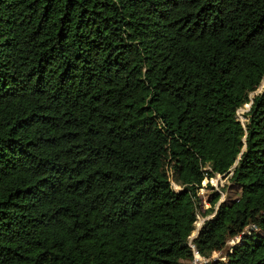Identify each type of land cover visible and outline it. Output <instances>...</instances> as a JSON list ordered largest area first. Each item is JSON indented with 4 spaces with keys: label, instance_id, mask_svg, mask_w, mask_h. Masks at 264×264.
<instances>
[{
    "label": "trees",
    "instance_id": "trees-1",
    "mask_svg": "<svg viewBox=\"0 0 264 264\" xmlns=\"http://www.w3.org/2000/svg\"><path fill=\"white\" fill-rule=\"evenodd\" d=\"M263 80L264 0H0V264H191L219 173L195 246L264 264Z\"/></svg>",
    "mask_w": 264,
    "mask_h": 264
},
{
    "label": "rangeland",
    "instance_id": "rangeland-1",
    "mask_svg": "<svg viewBox=\"0 0 264 264\" xmlns=\"http://www.w3.org/2000/svg\"><path fill=\"white\" fill-rule=\"evenodd\" d=\"M263 88H264V80H263V82L261 83V85L257 89L253 90L250 93L251 97L255 93L261 91ZM250 104H251L250 102H247V103H245L243 106H241L239 108L238 114H239V117L241 118V120L243 122H245L246 119H247L244 112L247 111L250 108ZM210 181H211L210 178L205 179V182L203 181V186L199 190V192H200V204H199V211L198 212H199V214L202 217L203 216H207V214H205L204 212L206 211L207 207L210 206V204H209V195H210V192L212 191V189L210 188V186H208L209 183L212 182L217 190H221V192L223 194L222 197L224 199L228 195L234 194L233 190L232 189L231 190L229 189L230 188L229 187L230 186V179L226 175L214 177V179L211 182ZM215 184H217V185H215ZM173 185H174L175 188H181V185L178 184L175 180H173ZM240 239H241V235H238V236H235V237L231 238L228 241V247L230 245L234 244L235 242L240 241ZM227 248H225L224 251H215V252H213V254H212L211 257H215V258H218V257L226 258V250H227ZM198 261H199L198 264L202 263L200 260H198ZM202 261H203V259H202ZM191 264H194V261L193 260L191 261Z\"/></svg>",
    "mask_w": 264,
    "mask_h": 264
},
{
    "label": "built area",
    "instance_id": "built-area-1",
    "mask_svg": "<svg viewBox=\"0 0 264 264\" xmlns=\"http://www.w3.org/2000/svg\"><path fill=\"white\" fill-rule=\"evenodd\" d=\"M250 102V101H249ZM247 103V102H246ZM251 103V102H250ZM251 105V104H250ZM239 111V110H238ZM223 174H217L216 176H212V177H208V176H206L204 179H203V181L205 182V179H207V178H210L211 179V181L214 179V177H218V176H222ZM203 181H202V185L199 187V190L201 189V187L203 186ZM210 181V182H211ZM212 183V182H211ZM212 185L214 186V184L212 183ZM215 185H217V184H215ZM175 188V187H174ZM181 188H182V186H181ZM181 188H175L177 191H180V189ZM214 188H215V186H214ZM216 189V188H215ZM220 192H221V190H219ZM199 194H200V192H199ZM223 196V194H222V192H221V197ZM220 197V200L219 201H221V200H223L224 198L222 197L221 198ZM209 204H210V201H209ZM211 214H209V215H207V216H201L200 214H199V212H197V217H196V220H195V228L193 229V232L191 233V235H190V238H189V244L191 245V247H193V249H194V259H193V261H194V264H198L199 263V261L198 260H200L202 263H200V264H204L206 261H208L209 260V258H211V257H206V256H204V255H202L200 252H199V250L196 248V246H195V243H194V241H193V239H194V237L197 235V233H198V231H199V229H200V227L202 226V224H203V222H204V220L207 218V217H209ZM215 252V251H214ZM202 259H203V261H202Z\"/></svg>",
    "mask_w": 264,
    "mask_h": 264
}]
</instances>
